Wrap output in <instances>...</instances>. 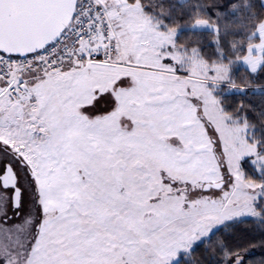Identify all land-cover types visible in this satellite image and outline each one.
<instances>
[{"label":"snow or ice","instance_id":"6c2138e0","mask_svg":"<svg viewBox=\"0 0 264 264\" xmlns=\"http://www.w3.org/2000/svg\"><path fill=\"white\" fill-rule=\"evenodd\" d=\"M255 74L264 0H0V264H252Z\"/></svg>","mask_w":264,"mask_h":264},{"label":"trees","instance_id":"16d2710c","mask_svg":"<svg viewBox=\"0 0 264 264\" xmlns=\"http://www.w3.org/2000/svg\"><path fill=\"white\" fill-rule=\"evenodd\" d=\"M208 2L211 6L212 0H208ZM219 2L223 4L226 2V0H219ZM253 3H255L257 5V9H259L260 0H253ZM181 38L185 40L200 39L203 40L205 43H210L212 40L211 34L207 31L200 33L185 32L183 37ZM238 72L239 79H244L248 77L247 71L238 70ZM248 82L250 86V94L247 96H231L229 98L230 106H236L237 103L242 102L244 105L252 104L257 107H264V95H261L260 90L256 91L255 94H251L252 90H255L254 88L256 86H261L262 88H264V78H261V74H255L254 76L249 78ZM236 235L238 238L242 236L245 242H247L248 240L260 241L261 239H264V232L260 231L258 225L252 223L239 226ZM249 252L253 257L252 264H261V258L264 257V247H261L259 244H257V246L251 248Z\"/></svg>","mask_w":264,"mask_h":264},{"label":"rangeland","instance_id":"374dc122","mask_svg":"<svg viewBox=\"0 0 264 264\" xmlns=\"http://www.w3.org/2000/svg\"><path fill=\"white\" fill-rule=\"evenodd\" d=\"M250 87V86H249ZM261 86H256L254 89L256 90V91H258V90H261Z\"/></svg>","mask_w":264,"mask_h":264}]
</instances>
